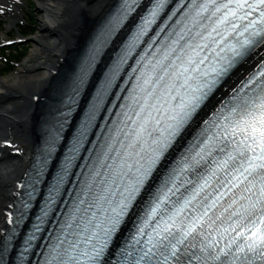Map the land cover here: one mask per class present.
Instances as JSON below:
<instances>
[{"label": "snow or ice", "instance_id": "6c2138e0", "mask_svg": "<svg viewBox=\"0 0 264 264\" xmlns=\"http://www.w3.org/2000/svg\"><path fill=\"white\" fill-rule=\"evenodd\" d=\"M166 3L153 0L125 56ZM135 4L124 0L109 34L135 11ZM175 16L180 18L171 30L156 33L167 31L163 40L153 37L154 43L148 44L155 51L145 49L137 61L144 63L133 69L139 75L130 97L124 98L130 103L120 105L124 111L117 113L124 127H117L103 146L106 150L91 166L41 264H103L106 250L137 211V227L120 248L117 264H264V63L229 86L211 121L203 120L199 142L152 190L170 149L237 66L264 45V0H177L165 23ZM124 62L121 57L101 85L49 194L50 204ZM121 135L124 139L117 140ZM144 194L148 199L139 209ZM46 216L44 211L37 217L24 241L25 253ZM11 239L9 235L7 241ZM7 247L5 242L0 251Z\"/></svg>", "mask_w": 264, "mask_h": 264}, {"label": "bare ground", "instance_id": "6f19581e", "mask_svg": "<svg viewBox=\"0 0 264 264\" xmlns=\"http://www.w3.org/2000/svg\"><path fill=\"white\" fill-rule=\"evenodd\" d=\"M112 1L37 0L41 15L38 34L32 38L35 47L15 72L0 78V141L10 137L23 150L21 155L13 157L7 148H0V227L8 191H12L36 138L41 106L30 99L45 93L57 76L54 71L61 72L71 64ZM12 12L19 15L18 4L7 13L8 25H13ZM248 62L241 69H247L251 65Z\"/></svg>", "mask_w": 264, "mask_h": 264}, {"label": "rangeland", "instance_id": "374dc122", "mask_svg": "<svg viewBox=\"0 0 264 264\" xmlns=\"http://www.w3.org/2000/svg\"><path fill=\"white\" fill-rule=\"evenodd\" d=\"M33 1L36 2V5L35 4L31 5V7H32L31 8V15H32L31 20L28 21L27 28L22 31L23 36H25L27 38V40L22 45L19 46V48H20L19 50L21 53H18V54H19V56H22V58H18L17 61L20 64L23 63L25 60H27L28 57L30 56L33 48L35 47V45L32 41V38H34L35 35L38 34L39 17L41 15V12L38 9L37 0H29L30 3H32ZM4 27L9 28L10 26L7 25V23H5L3 25L1 24L0 25V34L4 31V29H3ZM11 29H12L11 35H14L15 33H17L13 26ZM12 53H15V52L12 51ZM17 68H19V66H14L12 68H9V66H7V63L4 65H0V78L10 75L11 73L15 72ZM49 88H50V86L47 87L45 91H47ZM9 192L10 191H8V195H9Z\"/></svg>", "mask_w": 264, "mask_h": 264}]
</instances>
